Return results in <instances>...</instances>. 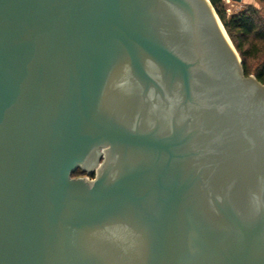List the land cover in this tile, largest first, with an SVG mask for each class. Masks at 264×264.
<instances>
[{
    "label": "water",
    "instance_id": "95a60500",
    "mask_svg": "<svg viewBox=\"0 0 264 264\" xmlns=\"http://www.w3.org/2000/svg\"><path fill=\"white\" fill-rule=\"evenodd\" d=\"M0 264H264V83L209 0H0Z\"/></svg>",
    "mask_w": 264,
    "mask_h": 264
},
{
    "label": "trees",
    "instance_id": "16d2710c",
    "mask_svg": "<svg viewBox=\"0 0 264 264\" xmlns=\"http://www.w3.org/2000/svg\"><path fill=\"white\" fill-rule=\"evenodd\" d=\"M209 1L241 58L245 74H248L249 71L248 59L258 60L261 58L253 73L261 83H264V18L260 17L258 10L252 6L227 15L222 0ZM81 174L84 173L81 172Z\"/></svg>",
    "mask_w": 264,
    "mask_h": 264
},
{
    "label": "rangeland",
    "instance_id": "374dc122",
    "mask_svg": "<svg viewBox=\"0 0 264 264\" xmlns=\"http://www.w3.org/2000/svg\"><path fill=\"white\" fill-rule=\"evenodd\" d=\"M225 7H226V14L230 15L232 13H237L239 11H242L243 9H245V7L247 6H252L254 8H256L258 10V15L262 18H264V0H256L255 4L252 5H237L235 3L236 0H222ZM238 1V0H237ZM261 58H259L258 60H253V59H248L247 64H248V75H254V70L256 69V67L258 66V64L260 63ZM86 176V174H81L80 169H78L76 171V173H74L72 175V177L77 178L80 176ZM93 176H88V179L93 180Z\"/></svg>",
    "mask_w": 264,
    "mask_h": 264
},
{
    "label": "crops",
    "instance_id": "0c3cea01",
    "mask_svg": "<svg viewBox=\"0 0 264 264\" xmlns=\"http://www.w3.org/2000/svg\"><path fill=\"white\" fill-rule=\"evenodd\" d=\"M256 0H236L235 3L237 5H252L255 4Z\"/></svg>",
    "mask_w": 264,
    "mask_h": 264
},
{
    "label": "flooded vegetation",
    "instance_id": "af4514ba",
    "mask_svg": "<svg viewBox=\"0 0 264 264\" xmlns=\"http://www.w3.org/2000/svg\"><path fill=\"white\" fill-rule=\"evenodd\" d=\"M90 176H93L94 177V175H90ZM80 177H84V175H82V176H80ZM78 178V177H77Z\"/></svg>",
    "mask_w": 264,
    "mask_h": 264
}]
</instances>
